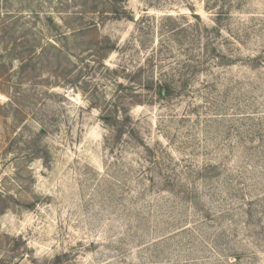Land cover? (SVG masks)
Listing matches in <instances>:
<instances>
[{
	"label": "rangeland",
	"instance_id": "rangeland-1",
	"mask_svg": "<svg viewBox=\"0 0 264 264\" xmlns=\"http://www.w3.org/2000/svg\"><path fill=\"white\" fill-rule=\"evenodd\" d=\"M0 264H264V0H0Z\"/></svg>",
	"mask_w": 264,
	"mask_h": 264
}]
</instances>
